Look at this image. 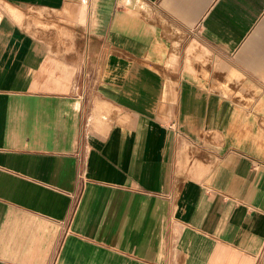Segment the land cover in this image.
<instances>
[{"label":"crops","instance_id":"0c3cea01","mask_svg":"<svg viewBox=\"0 0 264 264\" xmlns=\"http://www.w3.org/2000/svg\"><path fill=\"white\" fill-rule=\"evenodd\" d=\"M0 264H264V0H0Z\"/></svg>","mask_w":264,"mask_h":264}]
</instances>
